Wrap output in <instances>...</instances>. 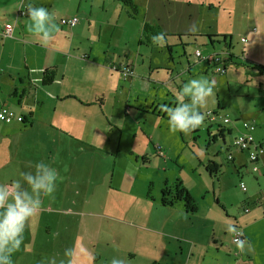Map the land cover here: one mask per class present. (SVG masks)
Segmentation results:
<instances>
[{
	"label": "rangeland",
	"instance_id": "obj_1",
	"mask_svg": "<svg viewBox=\"0 0 264 264\" xmlns=\"http://www.w3.org/2000/svg\"><path fill=\"white\" fill-rule=\"evenodd\" d=\"M243 1L192 0L190 7H186L185 2L179 11L177 7H169L164 0L151 2V5L154 12L152 15L161 19L171 16L174 18L171 23L178 20L179 14L184 17L183 13H179L181 11L191 15V20L187 18L184 23L176 22L177 31H185L184 34H197L199 27L206 26L216 35H227L228 39L231 37L232 50L238 56L243 47L247 49L249 46V43L243 45L241 38H247L253 27L263 28L262 19L257 24L255 17L247 13L246 9H254L253 3L245 8ZM144 3L145 0H138L140 6ZM235 9L236 14L232 13ZM124 10L125 13L129 12L125 7ZM145 11L146 7L141 9V13ZM137 15L138 10L134 17H127L129 22H133ZM193 26L195 30H192ZM142 40L146 41L144 38ZM166 40L169 45L167 49L164 41L155 42L161 54L155 57L158 69L153 72L158 74L150 78V88L146 89L139 83L135 91L128 81L121 78L119 80L122 83H112L109 86L111 96L106 101V116L100 112V116L79 117L83 131L72 130L81 136L73 137L66 130L57 135L61 138L57 141L44 134L39 137L43 126L41 124L45 126L46 120L50 119L47 120L50 122L53 118L44 109V112L37 109L35 119L39 124H35L31 134L21 138L20 147L12 149L11 138H0V185L10 184L12 170L18 169V174L31 171L36 161L43 160L57 169L60 192L53 199L55 202L51 205L42 203L29 222L53 220L74 223L71 229H57V238L77 239L80 258H84L89 249H93L97 255L112 253L113 250L107 246L110 241L111 247L118 250L112 240L116 238L122 248L137 253L134 264H145L148 256L178 248H183L185 253L192 252L188 264H225L227 255L235 257L233 252L226 251L233 249L234 242L231 240L234 231L231 227L239 231V224L234 219L251 215L261 217V222L253 225L250 230L254 237L264 241L263 176L250 171L251 166L244 155H235L234 164L228 159L229 155L233 158L232 153L236 151L232 141L238 133L232 127L239 126V123L241 128L243 122L252 124L255 140L264 139V85H258L254 80V77L264 79V71L251 69L254 68L251 65L244 68L236 63L227 64V69L236 72L234 79L229 78L227 82L223 74L211 70L207 71L208 74L204 72V61L197 63L193 57L195 46L192 38L166 37ZM188 40L190 42L186 44ZM259 46L262 48V44L259 43ZM168 54L175 65L171 71L181 73L171 84L164 83L166 77L163 79L167 72L162 67L171 66ZM262 56L260 53L255 57L260 61ZM188 68L189 73L186 71ZM142 77L147 79L146 76ZM194 77L207 79L214 86L213 96L200 108L205 119L188 134L171 133L167 123L161 122L162 118H158V114L152 111L164 102V108L169 107L168 103L172 107V99L176 100L175 91ZM118 91L124 93L122 97L128 94L127 101L132 103V107L129 103L126 105L125 113L120 108L121 102L124 106V101L120 102L119 97H115ZM167 92L172 99L166 97ZM207 113L215 115L214 121L208 119ZM223 119L230 120L231 124L224 125ZM86 121L88 126L85 125ZM5 128L1 125L0 131ZM219 131L224 135V143L218 135ZM155 144L162 151L158 159L154 158L157 153ZM141 155L150 156L152 162L142 164ZM164 159L167 163H163ZM16 177L20 178L18 175ZM166 180L168 187H179L189 193L197 206L196 213L186 212L184 201L171 207L161 205V189ZM241 184L245 186V192L240 189ZM48 207L56 208L57 211L49 210ZM42 208L46 209L43 213ZM244 208H249L250 213L244 214ZM168 219L172 221L173 229L169 226L167 230ZM135 225L143 229L138 230ZM169 232H173L175 240L171 239L170 246H167L169 237L166 234ZM38 242L37 239L26 254L21 245L14 253L19 255L15 261L21 258L31 261L33 258V264H40L38 255L43 253V246H39ZM16 256H12V259Z\"/></svg>",
	"mask_w": 264,
	"mask_h": 264
},
{
	"label": "crops",
	"instance_id": "obj_2",
	"mask_svg": "<svg viewBox=\"0 0 264 264\" xmlns=\"http://www.w3.org/2000/svg\"><path fill=\"white\" fill-rule=\"evenodd\" d=\"M134 1L137 4L138 15L135 20L133 19V22H129L130 19L127 18L129 17L127 15L128 12L125 13L123 5L115 0H0V109L2 107L9 108L24 119L22 123L15 122L11 125L0 124V126L4 125L7 127L0 131V138H11L10 147L12 149L16 150L17 147H20L21 138L26 134H31L35 129V124H39V121L37 122L35 119L37 109L39 111L44 109L47 111L48 116L53 118L50 122L47 121L50 119H47L45 126L41 124L43 126L39 137L44 134L48 138L57 141L61 139L57 135L62 134L66 130H69L73 137L81 136L72 130L83 131V126H80L79 117L100 116V112L103 113V116H106V101L111 96L109 86L112 83H122L119 80L120 78L123 81H128L130 87L135 91V86L138 87L140 84L149 89L150 78L158 74L153 71L158 69V66L155 65L158 63L155 61V57L161 54V50L159 47V49H156L155 42L142 40L141 34L144 23L157 27L159 32L164 34L165 39L163 41L166 49L169 47L168 43H166V37H188L193 39V46H195L193 52L198 50L202 55H208L228 50V53L231 55V61L228 64L236 63L244 68L251 65L262 68L264 71V0H244V6L243 4L241 5L246 8L253 3L254 9H246L247 13L255 17L257 24L258 20L262 19L263 28L259 27V29H255L253 27L250 33L247 34V38H241L242 44L249 43V46L247 49L243 47L241 54L238 56L232 50L231 37L228 39L227 35H216L217 33L211 31L209 27H199V33L197 34H184L185 31H177V23H184L187 18L191 20V15L187 14L186 11L179 12L183 13L184 17H181L179 14L178 20L176 21L175 19L174 23H171L174 19L171 16L163 19L159 17V19L157 16L152 15L154 12L151 2H157V0H145L143 6L147 8V11L144 13H141V9L145 7L140 6L138 0ZM164 1L165 4L168 3L169 7H177L178 11L181 8V4L187 2L186 7H190L192 4V0ZM29 5L43 6L52 14L56 28L53 30L46 44L41 43L39 35L25 30V25L29 22L26 10ZM22 11L24 14L20 15ZM236 11L237 9L233 10L232 13L236 14ZM74 16L78 18V23L75 26L70 27L60 24L61 19ZM5 26L12 28L10 37L3 36L5 34L3 33ZM130 28H133V30ZM225 32H228V30ZM206 36H225V43L228 46L226 47V44L220 39L217 41L213 39L209 40ZM250 36L251 39L249 38ZM189 42L190 40L186 44H189ZM128 43L130 44L129 46ZM259 43L262 44L263 49L259 46ZM153 44L155 45L153 46ZM204 51H207V53H204ZM260 53L263 56L259 61L255 56H258ZM193 57L197 63L202 62L195 55ZM168 60L171 66L162 67L167 72L163 77V79L166 77L165 84L174 83L176 77L181 74L177 71H171L175 65L170 54H168ZM202 63V69L205 73L208 70L214 73V67L211 63ZM122 64L130 66L133 71V77L123 79L119 71L114 69ZM50 68H53L55 71L54 79L51 84L44 86L41 83L42 73L45 69ZM233 70L226 68L223 75L227 82L229 78L234 79L236 72ZM145 71H147V74ZM186 71L189 73L190 68ZM142 76H146L147 79ZM135 78H138V80H135ZM254 80L258 85H264L263 78L254 77ZM121 90H123V87H121ZM130 92L128 93L130 94ZM116 94L115 97H119L120 102L124 101V106L122 102L120 106V108H123V113L127 112L126 105L129 103L132 107V103L127 101L128 94L125 97H122L124 95L122 91H118ZM169 94L167 92L166 97L172 99ZM172 100L174 101V106L177 101L175 99ZM165 104V102L162 103L161 107L157 106L152 111L158 114V118H162L161 122L167 121ZM168 105L171 107L170 103ZM27 116H29V120ZM64 123L71 129H68ZM18 124L21 126H17ZM85 125L88 126V121H86ZM232 128L236 133L242 131L240 123L239 126ZM254 131L255 128L251 133L254 142L256 144H263L264 146V139L261 141L255 140ZM146 134L148 135L149 133ZM221 139L224 143V135ZM151 140H153L152 137ZM154 146L157 151V157L155 156L154 158L158 159V156L162 155V151L159 145L155 144ZM233 152H235L232 153L233 158L229 161L232 164L235 162V155L246 156L244 152L237 150ZM137 158L138 156H136ZM141 162L148 165L152 160L150 156L141 155ZM243 162L242 167L244 166ZM159 163L162 165V162L159 161ZM163 163H167L165 159ZM258 164L260 170L257 173L263 176L261 182L264 183V152L259 157ZM18 172V169L10 172L12 180L16 179L17 175L19 176ZM59 181L58 174L57 186L55 192L52 194V199L50 197H42V203L51 205V203L55 202L53 199H56L57 192H60V188H58L60 186ZM167 181H164L163 184H168ZM250 201L252 200L250 199ZM48 208L49 210H56V208ZM246 209H248V212H244L243 209V213L249 214L250 209ZM44 211L46 209L42 208L41 212L43 213ZM260 218L256 215H251L249 217L242 216L234 219L239 224V231L231 227L234 231L232 239L235 234L239 233L241 236L240 241H243V249L231 240L233 249L226 251L227 253L233 252L235 257L227 255L229 260L227 259L225 264H264V241L254 237L253 232L250 230L253 225L261 222ZM40 219L39 217V221ZM111 220L116 221L112 218ZM166 222H169L166 227L167 230H169V226L173 229L174 225L172 221L168 219ZM244 222L246 224L242 225ZM73 225L75 224L72 222L53 220L41 223L28 222L24 232L23 243L21 244L23 252L26 254L27 250L32 248L38 239V245L43 246V253H39L38 255L40 264H47L49 257H56L57 261H59L62 258L64 247L68 245L75 250L73 264H110V260L113 257L122 259L124 264H134L137 253L133 254L129 248H122L117 243L116 238L112 240L116 243L118 250L111 247L112 242L110 241L107 243V246L108 249L113 250L112 253H100L97 255L93 249H89L87 255L84 258H80L76 247L78 245L77 239L57 238L59 234L57 229H71ZM54 227L55 230H53ZM135 228L138 230L143 229L140 225H135ZM172 233L166 234L169 237V241L166 243L167 246H170L171 239L175 240ZM220 245L222 244L220 243ZM157 254L148 256L145 264H181L179 262L188 264L192 256L191 251L185 253L183 248L173 249L171 252L164 250ZM12 256L16 255L13 253ZM18 256L13 259V264H33V258L31 261L27 258L15 261ZM27 256L32 257L31 255Z\"/></svg>",
	"mask_w": 264,
	"mask_h": 264
},
{
	"label": "clouds",
	"instance_id": "obj_3",
	"mask_svg": "<svg viewBox=\"0 0 264 264\" xmlns=\"http://www.w3.org/2000/svg\"><path fill=\"white\" fill-rule=\"evenodd\" d=\"M28 23L25 30L39 35L41 43H48L56 25L50 11L43 6L27 7ZM195 30V26L193 29ZM153 42H163L164 34L151 37ZM213 84L204 78H189L176 91V103L166 107L167 127L171 133L188 134L199 127L205 114L200 111L213 96ZM19 179L0 185V264H13L12 255L23 243L26 225L42 206V197H50L56 190L58 173L49 163L40 160L32 170L20 172ZM243 249V241H237ZM75 250L66 247L62 258L49 257L47 264H73ZM110 264H124L113 257Z\"/></svg>",
	"mask_w": 264,
	"mask_h": 264
},
{
	"label": "built area",
	"instance_id": "obj_4",
	"mask_svg": "<svg viewBox=\"0 0 264 264\" xmlns=\"http://www.w3.org/2000/svg\"><path fill=\"white\" fill-rule=\"evenodd\" d=\"M24 12H20V15H23ZM78 23V18L77 17H71V18H64L60 20V24L64 26H70L73 27ZM11 31L12 28L10 26H5L3 30V36L10 37L11 36ZM245 42V40H243ZM194 55L196 58H198L201 61L211 63L214 67V72L222 75L226 71V63L227 56H229L227 53H212L203 56L198 50L194 52ZM115 70L117 69L119 71L120 76L125 79V78H131L133 77V71L131 70L130 66L128 64H122L117 68H114ZM207 117L209 120L214 121L215 115L213 113H207ZM24 121L23 117L16 114L14 111H12L9 108H4L2 107L0 109V124H5V125H11L15 122L17 123H22ZM222 122L224 124L229 123L230 121L228 119H223ZM254 130V126L249 123H242V131L233 139L232 141V146L240 152L246 153L247 161L250 164V171L252 173H257L260 170V167H258V161L259 157L263 154L264 152V146L263 144H256L254 142L253 136H252V131ZM228 159L231 160V156H228ZM264 172V170H263ZM240 189L242 191H246V188L243 184L240 185ZM244 212H248V209L244 208ZM241 240V236L239 233L235 234L233 237L232 241L234 243H237V241Z\"/></svg>",
	"mask_w": 264,
	"mask_h": 264
},
{
	"label": "trees",
	"instance_id": "obj_5",
	"mask_svg": "<svg viewBox=\"0 0 264 264\" xmlns=\"http://www.w3.org/2000/svg\"><path fill=\"white\" fill-rule=\"evenodd\" d=\"M119 3H121L125 8L128 9V14L130 13L132 16L134 17V15L137 14V6L134 2V0H115ZM159 32V29L155 26H150L147 23H144L142 26V38H144L147 42H151L152 36L157 35ZM209 40L213 39L214 41L217 40H222L224 42V44H226V47L228 46L226 42V37L225 36H206ZM165 39V36H164ZM229 51H222L220 53H227L229 56H227V60L226 63H229L231 61V55L228 53ZM219 53V54H220ZM258 68V71H263L262 68L259 67H255L254 69ZM252 69V67H251ZM54 75H55V71L53 68L50 69H45L42 73V77H41V83L44 86H47L49 84L52 83L53 79H54ZM230 121V120H229ZM224 124V123H223ZM231 124V122L224 124V125H228ZM222 132H218V135L220 138H223V135H221ZM239 134V133H238ZM223 141V140H222ZM161 205L162 206H173V204L177 203V202H181L184 201L185 203V211L186 212H191V213H195L197 212V206L195 205L194 200L192 199V197L189 195V193L184 190V189H179V187H168L167 185H164V187L161 189Z\"/></svg>",
	"mask_w": 264,
	"mask_h": 264
}]
</instances>
